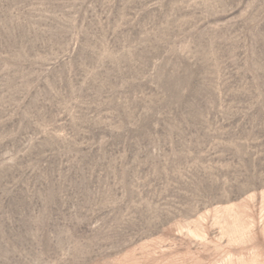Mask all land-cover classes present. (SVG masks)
I'll list each match as a JSON object with an SVG mask.
<instances>
[{"label": "rangeland", "instance_id": "1", "mask_svg": "<svg viewBox=\"0 0 264 264\" xmlns=\"http://www.w3.org/2000/svg\"><path fill=\"white\" fill-rule=\"evenodd\" d=\"M0 264H264V0H0Z\"/></svg>", "mask_w": 264, "mask_h": 264}]
</instances>
